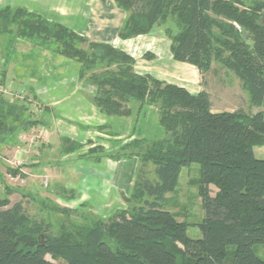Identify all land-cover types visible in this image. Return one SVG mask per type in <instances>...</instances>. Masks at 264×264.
<instances>
[{"label": "trees", "instance_id": "trees-1", "mask_svg": "<svg viewBox=\"0 0 264 264\" xmlns=\"http://www.w3.org/2000/svg\"><path fill=\"white\" fill-rule=\"evenodd\" d=\"M113 1L126 13L120 40L148 35L170 20L177 28L166 32L175 61L199 73L218 61L242 81L252 106L264 103V28L258 10L236 7L244 0ZM226 22L238 24L247 36ZM12 24L18 38L39 39L44 48L51 44L54 53L77 62L80 81L95 88L93 104L105 116H129L130 101L157 104L168 139L154 142L156 148L146 154L156 181L137 177L135 188L146 199L128 217L118 214L110 222L52 236L50 226L30 221L21 204L10 207L0 198V264H50L46 255L65 264H264L255 253L256 245L264 244V160L253 153L264 145L263 113L212 112L205 90L191 95L137 74L134 59L112 45L89 42L62 24L6 6L0 28ZM41 123L25 105L0 94V138L17 145L21 131ZM187 163L199 165L204 217L198 239L189 238L185 226L162 209ZM19 171L8 170L13 177L24 176Z\"/></svg>", "mask_w": 264, "mask_h": 264}, {"label": "rangeland", "instance_id": "rangeland-1", "mask_svg": "<svg viewBox=\"0 0 264 264\" xmlns=\"http://www.w3.org/2000/svg\"><path fill=\"white\" fill-rule=\"evenodd\" d=\"M6 6L7 2L0 0V10ZM236 7L258 10V22L264 28V0H244ZM226 23L247 36L238 24ZM7 29L0 28V86L8 89L1 95L25 105L32 119L43 124L21 131L17 145L0 138V198L10 207L21 204L30 221L50 226L52 236L98 226L118 214L128 217L146 199L135 188L137 177L156 181L155 166L144 161L146 154L156 148L154 142L168 139L159 125L158 105L130 101L129 116L112 125H78L75 116L70 119L73 122L58 119L53 107L45 102L58 84H82L88 87V95L94 87L80 81V65L54 53L53 45L48 44L46 49L39 39L18 38L13 24ZM154 30L167 39L168 30L177 32L170 20ZM144 57L153 56L147 53ZM199 75L212 112L241 109L248 115L264 114V103L252 106L242 81L218 61H212ZM253 153L256 159L264 160V145L255 146ZM11 168H19L24 176L13 177L8 172ZM198 181L199 165H182L176 187L162 205L185 226L192 239L200 238L198 226L204 217ZM177 249L181 252V245L177 244ZM232 251L228 247V255ZM255 253L264 260V244L256 245ZM45 259L50 264H65L50 255ZM178 259L182 260L180 254Z\"/></svg>", "mask_w": 264, "mask_h": 264}, {"label": "crops", "instance_id": "crops-1", "mask_svg": "<svg viewBox=\"0 0 264 264\" xmlns=\"http://www.w3.org/2000/svg\"><path fill=\"white\" fill-rule=\"evenodd\" d=\"M11 8H22L49 22L64 25L92 43H106L134 59V70L167 84L185 89L191 95L204 90L199 72L192 66L177 62L170 53L169 40L153 30L148 35L128 40L117 36L126 13L113 0H4ZM153 57H144L145 54ZM149 56V55H148ZM82 84H58L45 102L53 107L57 118L66 122L77 118L78 125L114 124L120 117H108L93 104L91 94ZM85 89V91H84ZM65 108L67 110H65ZM63 109V111H62ZM67 113V114H63ZM75 123V122H74ZM85 127V126H84Z\"/></svg>", "mask_w": 264, "mask_h": 264}, {"label": "built area", "instance_id": "built-area-1", "mask_svg": "<svg viewBox=\"0 0 264 264\" xmlns=\"http://www.w3.org/2000/svg\"><path fill=\"white\" fill-rule=\"evenodd\" d=\"M7 88H4V87H2V86H0V94H3V93H7V90H6Z\"/></svg>", "mask_w": 264, "mask_h": 264}]
</instances>
